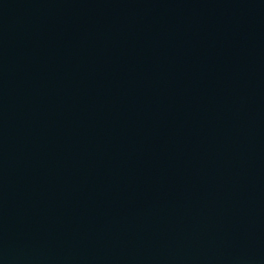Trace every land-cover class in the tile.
<instances>
[{
	"label": "water",
	"instance_id": "1",
	"mask_svg": "<svg viewBox=\"0 0 264 264\" xmlns=\"http://www.w3.org/2000/svg\"><path fill=\"white\" fill-rule=\"evenodd\" d=\"M0 264H264V0H0Z\"/></svg>",
	"mask_w": 264,
	"mask_h": 264
}]
</instances>
